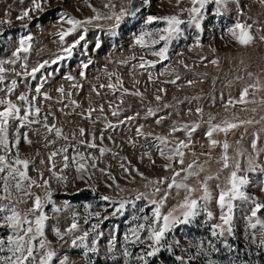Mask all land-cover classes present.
Wrapping results in <instances>:
<instances>
[{"label": "rangeland", "instance_id": "rangeland-1", "mask_svg": "<svg viewBox=\"0 0 264 264\" xmlns=\"http://www.w3.org/2000/svg\"><path fill=\"white\" fill-rule=\"evenodd\" d=\"M148 1L146 9L135 16H125L118 22L113 14H119L122 9L130 12L131 0H47V3H42V10L30 12L31 19L26 17L23 20L17 17L24 10L32 8V0H0V20L11 21L10 24H0V60L16 59L13 53L19 47L21 37H32L28 53L22 52L15 65L4 63L3 67L9 71L4 74L5 85H0V100L11 99L21 107V115L25 106L23 101L17 99L21 94L27 95L35 106L41 108V122L20 129L18 149L21 158L30 160L28 175L42 183L39 173H43V179L49 181L47 190L34 186L31 191L41 198L45 197L46 191L51 192L52 203L44 207V213L48 216L44 238L56 252L53 264H58L65 255L69 257V264H143L137 257L145 255L148 251L146 245L151 243L147 240V224L151 223L155 207L151 201H159L167 190L166 184L159 185L161 191L155 193L152 190L157 185L149 181L173 174L172 169L166 170L164 167L169 161L159 155L155 137H168L169 146H174L178 140H187L188 137L184 131L169 135L173 125L193 123L199 125L191 136V147L197 150L193 154V151L186 149L183 166L173 163V168H187L193 162L201 165L203 170L199 175L185 182L195 189L191 198L201 201L203 205L202 182L209 176L213 177L207 180L212 199L207 203V210L200 207L199 214L191 223L179 224L166 233L162 241L164 247L155 256L146 257L147 264H181L177 256L184 257V264H264V247H260L264 229L259 225L252 229L247 221L254 207L253 200L264 204V39H261L264 37V0H226V3L219 5L215 0H210L202 10V31L187 23L182 24L183 35L172 41L168 59L163 61L136 45L135 37L142 31L166 26L162 20L147 24L150 16L177 15L187 21V9L192 4L191 0H179V3L178 0ZM106 4L109 7H105ZM218 8L220 14H217ZM93 9L102 17L111 15L113 18L94 20L85 25L86 33L83 28H78L63 41L60 39L59 33L71 27L62 20L65 14L86 21L96 15ZM237 21L251 26L253 40L247 46L241 45L228 32V28ZM82 34L84 40L71 48V55L64 51ZM197 37L200 40L198 45ZM162 45L163 42L155 45V48L159 49ZM140 57L159 62L154 68L146 65L142 69L139 67ZM54 60L56 63H52ZM214 60L217 63H212ZM44 61H48V64L34 75H17L25 72V62L27 72L31 73V69ZM84 64H88L86 69L83 68ZM68 76L74 79L69 80ZM177 76L179 79H176ZM13 79L17 80V86L7 96L6 86H10ZM172 80H176V83H170ZM188 81L192 83L189 85ZM109 83L116 85L115 94L113 89L107 87ZM41 84V93H47L50 99H44L43 95L37 97L35 90ZM74 84L78 87H73ZM252 85H256V88ZM60 87L64 88L65 94L58 91ZM245 87L249 88V103L227 105L230 98L239 100ZM125 90L141 95H122ZM156 96L161 99L156 100ZM33 97L37 98L32 100ZM71 101H76L78 106ZM3 107L0 105V110ZM197 108H201L202 113H197ZM89 109H94L90 118ZM149 109L155 115H149ZM113 111L119 114L113 116ZM44 115H47V124H55L62 129L67 140L55 136L54 131L51 134L47 132L43 127ZM127 117L133 119L127 120ZM210 118H214L212 124H222L228 120L239 126L226 135L223 132L213 133L212 139L219 143L212 146L205 135L210 127ZM109 123L116 127L108 128ZM141 126L144 133L151 135H138L137 129ZM14 127L16 124L10 123V139L14 138L11 132ZM81 128L85 130L84 136L79 133ZM25 132L31 144L24 139ZM92 134L96 137V148H88L80 143L90 142ZM101 135L103 140L100 139ZM224 142L229 145L228 168L223 167ZM254 142L255 148L252 146ZM62 147L68 149L69 167L61 172L64 154H57L52 161H49V155ZM100 148L108 151L101 156ZM202 149H207L208 153L202 154ZM77 150L88 163V175L83 180L78 178L76 165L72 161ZM15 152L13 148L12 154L15 155ZM93 157L96 168L91 167ZM249 160L252 161L251 165ZM237 162L240 164L238 175L246 176L249 181L242 189L248 199L233 201L232 233L225 231L223 235L214 236V226L223 224L218 196L220 190L227 186ZM52 163L57 174L67 177L66 182L58 181L49 171ZM121 164L129 169L128 173ZM99 169L105 171L102 173ZM139 173H143V177ZM85 188L94 189L95 195H82L80 192ZM140 193L148 194L147 198L142 196L135 200ZM185 195L184 189L172 188L161 209L162 213L176 208ZM103 196L111 199L105 201L101 199ZM122 200L128 203L120 209L119 202ZM15 206L26 212L33 206V201L25 197ZM53 206L66 210L56 213ZM87 206L90 208L86 211ZM208 211H211L212 218L208 217ZM97 212L100 213L99 217L94 215ZM74 213L80 229L75 235H82L83 230H88L87 243L91 247L95 239L98 252L85 254L82 246L73 247V235H65L63 240L56 236L55 229L59 228L63 233L72 223ZM144 216H148L149 221L140 233L143 242L133 243L134 237L129 230L145 223L142 219H135ZM257 218L264 221V209L257 213L253 222ZM93 225H98L95 231L92 230ZM224 227L226 229L228 226ZM216 231L219 233L220 229ZM97 233L102 235L98 236ZM11 234L9 228H0V238L6 239ZM125 234H129L127 241ZM113 237L114 248L111 247ZM168 245L172 246L171 249ZM125 248L131 256H124Z\"/></svg>", "mask_w": 264, "mask_h": 264}, {"label": "snow or ice", "instance_id": "snow-or-ice-1", "mask_svg": "<svg viewBox=\"0 0 264 264\" xmlns=\"http://www.w3.org/2000/svg\"><path fill=\"white\" fill-rule=\"evenodd\" d=\"M210 0H191L192 7L187 9L189 19L187 21L181 19L177 15L172 16H165V17H155L150 16L147 18L146 23L151 24L154 21L162 20L166 23L164 28H157L150 31H142L138 36L135 37V44L138 45L141 49H147L151 55L156 56L159 58V61L167 60L168 59V51L169 46L173 40L178 39L180 36L183 35V29L180 27L182 24L187 23L189 26H195L197 29L201 28V21L203 19L202 10L205 8ZM215 2L219 5L221 3H226V0H215ZM42 3H47V0H32V8L24 10L17 19L23 20L24 18L31 19L30 12L36 10H42ZM179 3V0H178ZM105 7H109L108 4ZM114 7V6H113ZM96 15L92 18H89L86 21H81L75 19L73 17H69L65 14L62 17L63 22L71 25V27L67 31H62L59 33L60 39L63 41L65 37L73 34L77 31L78 28H83L84 33H86L87 28L85 25L93 23L94 20L100 19H112L111 15L109 16H101V14L96 10ZM137 9H133L129 12L127 9H122L119 14L115 15L116 20L119 22L123 17L131 15H136ZM217 14L219 13V8L217 9ZM2 23H11V21H4L0 20V24ZM118 27V24H117ZM228 32L231 36L238 41L241 45L247 46L249 43L252 42L253 36L251 35V26L246 25L237 21L232 27L228 28ZM147 37V39H146ZM84 34L80 35L77 40L74 41L73 44L69 45L64 51H66L69 55H71V48L75 47L76 45L80 44L81 40H84ZM31 35L27 37H21L19 41V47L13 53V56L16 58L10 61L0 60V85H5V73L9 71L3 67L4 63H9L15 65L18 60L21 58V53H28L30 51ZM264 39V37H261ZM163 42L162 47L159 49L155 48V45L160 44ZM200 43L199 37L196 39V44ZM99 47V44L96 45ZM58 59H62V57H58ZM159 61H151L145 60L143 57H140V68H145L147 65L148 67L154 68L156 63ZM52 63H56V61H52ZM212 63H217V61H212ZM48 61H44L43 63L39 64L37 67L31 69V73L27 72V63L25 62L23 67L25 68L24 73H17V75H34L38 72L41 68H43ZM88 64H84L83 68H87ZM15 71V69H12ZM81 75H84V72H81ZM111 75V74H110ZM67 79L73 80L74 77L68 76ZM176 79H179L177 76ZM119 81V77H117ZM122 85V81H119ZM170 83H176V80L170 81ZM189 85L192 81H188ZM17 86V80L13 79L10 81V86H6V95L10 96L12 92H14ZM41 84L40 87L36 88L37 97L43 95L44 99H50L47 93H41ZM73 87H78L77 85H73ZM101 87H105V85H101ZM108 88L113 89V94H115L116 85L109 83L107 85ZM254 89L256 85H252ZM95 90V89H94ZM58 91L62 94H65L64 88L60 87ZM161 91H164L161 89ZM249 93V88L245 87L241 93L239 100L229 99L227 101V105L235 106V104H246L249 103L247 100V96ZM124 94H131V95H141L139 92L135 93H128L125 90ZM67 95H71V93H67ZM37 97H33L32 100H35ZM18 100L24 102L23 108V115H21V107L17 104L13 103L11 99L0 100V105H4L3 110H0V202L7 201V203H0V228L7 227L11 230V235H8L6 239L0 238V264H53V260L56 257V252L52 250L49 245L50 242L47 241L45 236V222L48 220V216L44 213V207L46 204L52 203L51 200V192L46 191V195L44 198H41L39 195H36L31 191V189L35 187L45 188L46 190L50 187L49 181L47 179H43V173H39L42 183H38L36 179H33L28 175V169L30 165V160L27 158H21L18 145L21 139L20 129L24 127H30L32 124L40 123L41 122V108L34 105L32 101L29 100V97L25 94H21L17 97ZM160 96H156V100H160ZM73 105L78 106L76 101H71ZM226 105V107H227ZM94 109L88 110V117H91V112ZM103 111V105H101V112ZM197 113H202L201 108H197ZM119 113L117 111H113L112 115L117 116ZM149 115H155V112L149 109ZM44 124L43 127L47 130L49 134L53 133L55 136L59 138H63L65 140L68 139L66 135L63 134L62 129L57 128L55 124L49 125L47 124V115L42 117ZM127 120L133 119V117H127ZM163 119V117H161ZM214 118H210L209 124L210 127L205 135L209 138L210 144L212 146H216L219 141L212 139L213 133L215 132H223L225 135L234 128H237L239 125L237 123L229 122L225 120L222 124H212L211 120ZM160 123V120L156 121ZM10 123H15L16 127L11 129L13 139L9 138V130H10ZM241 123H252V121H241ZM108 128H114L116 126L109 123L107 125ZM199 127L198 124L193 123L192 125L184 124V125H173L171 132L169 135L174 136L178 131H184L188 137L187 140H178L174 146H169L170 141L168 137L165 136H157L155 140L158 142L156 144L157 151L160 156L165 157L169 163L165 164L164 167L166 170L172 169V176L171 177H163L158 180L149 181L150 184H156L157 187L152 191L155 193H159L161 191V187L159 185H167V190L165 191V195L159 200H152L151 203L155 205L152 216H151V223L147 224L149 221L148 216L144 217H135V219H142L145 223L138 224L136 228L130 229V235L134 237L133 243L136 242H143L141 240V230L146 228L147 224V240L151 241L146 245L148 251L143 256L137 257V259L143 261V264H147L146 257L155 256L161 249L164 247L162 241L166 237V233L172 231L177 225L179 224H188L199 214L200 207L202 206L205 210H207V203L212 199L211 192L207 186V180L213 179V177L209 176L206 178L204 182H202V188L204 195L201 197L203 201V205H201V201L191 198L192 192L195 189L187 184L185 181L194 176H198L199 172L203 170L202 166L193 162L187 166V168L181 167L179 169L173 168V163H178L179 165L183 166L184 164V156L185 150L193 151L191 147V136L192 133ZM79 133L81 136L85 135V130L83 128L79 129ZM137 134L140 136L147 137L151 135V133H144L141 128L137 129ZM24 139L27 143L31 144V140L27 138V133L23 134ZM75 136V134H73ZM47 138V137H45ZM95 135L92 134V140L89 141H80L81 144H84L88 148H96L97 145L95 143ZM100 139L103 140V135L100 136ZM54 141H50L49 143H53ZM254 148L256 147L255 142L252 145ZM13 148L16 149L15 155L12 154ZM229 145L227 142H224L223 149H224V156H223V167H229V157L227 155V150ZM68 149L66 147H62L60 149L54 150L49 155V161H52L57 154L63 153V169H67L69 167V156L66 154ZM101 156L108 151L106 148L99 149ZM178 157V159H176ZM149 159L151 156L149 154ZM93 163L91 165L92 168H96L95 158H92ZM73 163L76 165V171L78 173V178L83 180L85 175H88V163L87 159L79 153L77 150V155L72 157ZM43 163V161H42ZM154 163V161H153ZM249 164H252V161L249 160ZM121 167L124 168L126 173L129 172V169L124 167L121 164ZM254 170V169H253ZM49 171L52 173L53 176L58 181H67V177L57 174L55 170V164L52 163ZM102 173L105 171L104 169H99ZM139 172L138 169H136ZM240 171V164L239 162L235 165V170L230 173V176L227 180V186L220 190L218 196V205L221 209L222 215L220 216L221 221L223 222L222 225H216L213 228L212 235H223L225 231L229 234L232 233L233 229L231 226V222L233 219V208L234 204L233 201L236 199H248L246 193L242 190L245 185L249 183L246 176L238 175ZM183 173V176L181 175ZM110 175V173H109ZM143 177V173H139ZM180 177V179H177ZM218 179V177H216ZM111 187V185H109ZM117 187H119L117 185ZM176 189H184L186 195L182 203H180L176 208H173L171 211L167 212L166 214L162 213L161 209L170 194L172 188ZM14 194H19L15 195ZM147 198L148 194L140 193L135 197V200H139L141 197ZM25 197L32 199L33 206L28 209L26 212L20 211L15 205L25 199ZM101 199L108 201L111 198L108 196H103ZM15 201V202H14ZM120 209L125 207V204L128 203L127 201H120ZM254 207L251 210V214L247 217L248 226L252 229H255L257 225L260 226L261 229H264V221H261L259 218L253 222V218L257 217V213L260 212L261 209H264V204L258 203L253 200ZM90 208V206L86 207V211ZM62 210L58 207L53 206V211L56 213L61 212ZM119 211V209H118ZM39 213V214H37ZM95 216L99 217L100 213H94ZM209 218H212L211 211L207 212ZM85 223H87V218H85ZM224 225L228 227L225 229ZM98 228V225H93L92 230L95 231ZM216 229H220L219 233H217ZM80 231L77 223L76 214H73L72 223L64 230L62 233L59 228L55 229L56 236L63 240L65 235H73L75 238L72 240L73 247H80L82 246L85 249V254L88 252H98V248L95 246L97 241L93 239L92 246L90 247L87 243L89 232L88 230H83L82 235L76 236L75 233ZM97 235H102V233H97ZM125 240L129 239V234H125ZM254 238V237H253ZM79 241V244L77 243ZM179 243L178 241L176 242ZM115 245V238L113 237L111 241V247L114 248ZM171 245H168V248L171 249ZM260 247H264V239L260 241ZM124 256L129 257L131 253L125 248ZM177 260L181 261V264H184V257L177 256ZM58 264H69V257L63 256L59 259ZM127 264V262H126ZM211 264V262H210Z\"/></svg>", "mask_w": 264, "mask_h": 264}, {"label": "water", "instance_id": "water-1", "mask_svg": "<svg viewBox=\"0 0 264 264\" xmlns=\"http://www.w3.org/2000/svg\"><path fill=\"white\" fill-rule=\"evenodd\" d=\"M149 5V1L148 0H131V10L133 9H137L136 14L139 13L140 11L146 9ZM82 195H89V196H93L95 195V190L92 188H85L80 192Z\"/></svg>", "mask_w": 264, "mask_h": 264}, {"label": "built area", "instance_id": "built-area-1", "mask_svg": "<svg viewBox=\"0 0 264 264\" xmlns=\"http://www.w3.org/2000/svg\"><path fill=\"white\" fill-rule=\"evenodd\" d=\"M192 149L195 151V150H197V148L195 147H192ZM202 154H207L208 153V150L207 149H202Z\"/></svg>", "mask_w": 264, "mask_h": 264}]
</instances>
